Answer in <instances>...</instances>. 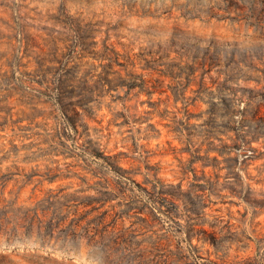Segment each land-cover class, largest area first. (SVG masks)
Listing matches in <instances>:
<instances>
[{
	"label": "rangeland",
	"instance_id": "374dc122",
	"mask_svg": "<svg viewBox=\"0 0 264 264\" xmlns=\"http://www.w3.org/2000/svg\"><path fill=\"white\" fill-rule=\"evenodd\" d=\"M0 264H264V0H0Z\"/></svg>",
	"mask_w": 264,
	"mask_h": 264
},
{
	"label": "trees",
	"instance_id": "16d2710c",
	"mask_svg": "<svg viewBox=\"0 0 264 264\" xmlns=\"http://www.w3.org/2000/svg\"><path fill=\"white\" fill-rule=\"evenodd\" d=\"M2 125H1V123H0V127H1Z\"/></svg>",
	"mask_w": 264,
	"mask_h": 264
}]
</instances>
